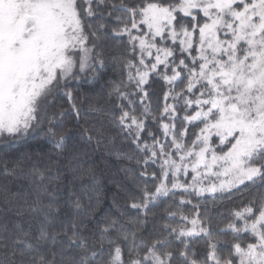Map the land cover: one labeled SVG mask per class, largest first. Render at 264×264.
Segmentation results:
<instances>
[{
    "label": "snow or ice",
    "instance_id": "1",
    "mask_svg": "<svg viewBox=\"0 0 264 264\" xmlns=\"http://www.w3.org/2000/svg\"><path fill=\"white\" fill-rule=\"evenodd\" d=\"M110 65L123 77L104 92L114 109L90 104L96 121L77 140L65 124L83 119L77 88ZM29 139L47 150L8 158ZM90 153L144 181L129 194L135 217L119 187L102 213ZM0 176L12 212L0 264H264V193L218 230L193 204L264 189V0H0ZM177 200L194 215L166 208L180 222L156 226L153 209Z\"/></svg>",
    "mask_w": 264,
    "mask_h": 264
},
{
    "label": "trees",
    "instance_id": "2",
    "mask_svg": "<svg viewBox=\"0 0 264 264\" xmlns=\"http://www.w3.org/2000/svg\"><path fill=\"white\" fill-rule=\"evenodd\" d=\"M123 51V49L119 46V44L113 43L109 41L107 52L109 54H114L116 52ZM121 70L119 68L113 69L111 65L105 71L104 77L102 80L96 83H84L80 87L77 88L78 95V103L81 105V112L83 119L80 121V125H76L75 121L71 119V116L65 118V124L68 126H72L76 133L75 138L78 140L79 137V129L80 127L88 126L85 122H95L96 116L89 113L88 109L90 104L96 105L101 108L105 112H112L115 105V100L109 102V98L104 95V92L107 90V84L109 82L115 81L119 83L122 79ZM151 92H154L153 104L155 106L156 103H162V89L159 84L155 85L150 89ZM61 104L64 105V108L67 110V103L63 100L60 101ZM98 128L100 124L96 125ZM86 149L89 148L87 144L83 145ZM44 148L47 150L45 145H42L37 139H29L27 142L21 143L19 145H14L8 149L9 159L14 158L16 155L21 153H29L34 157L39 155V150ZM93 162L97 163L100 167L101 172L103 173L102 180V193H103V202L101 204V210L103 212H107L112 209L113 204V195L116 193L117 188H120V195L117 197V203L120 206L121 210L127 208L129 200V194L135 192L136 185L142 184L144 181L142 179L133 180L131 176H128L123 171L125 166V162L119 161L115 158H109L107 160L102 158L100 153H90ZM152 171V169H149ZM11 178H5L0 176V184H4L7 180ZM71 177H68L65 180V184H67L68 180ZM122 186V187H121ZM67 188H65V192ZM261 193H264V189L260 188H251L244 189L243 192H233L230 194H224L223 196L217 197V199L212 200L210 197L208 198H200L199 200H193V204H199V211L201 213L207 212L208 215L212 217L214 230H218L219 228H223L228 221L231 219V213L233 209L237 208L241 201L247 202L254 197H258ZM63 195V193H62ZM179 207V210L184 212L185 215L191 217L194 215V211L192 205L179 206L178 200L174 203L172 201H168L166 204H163L155 209L153 212L155 214L154 223L156 226H159L163 223L176 224L180 222V217L177 216L175 220L165 219L167 213L164 209L168 208L171 211H176ZM12 212L9 208H7L4 204L0 203V219H3L5 216H11ZM137 215L136 210L127 208L125 218L135 217ZM150 221H153V217H149ZM153 228V222L148 224V231H151ZM194 249L198 250L202 255L206 249L204 246V238L196 237L193 240Z\"/></svg>",
    "mask_w": 264,
    "mask_h": 264
}]
</instances>
